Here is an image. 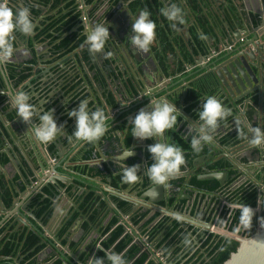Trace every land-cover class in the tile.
<instances>
[{
    "label": "flooded vegetation",
    "instance_id": "af4514ba",
    "mask_svg": "<svg viewBox=\"0 0 264 264\" xmlns=\"http://www.w3.org/2000/svg\"><path fill=\"white\" fill-rule=\"evenodd\" d=\"M10 1L15 8H30L36 27L31 37L15 34V54L0 64V242L11 241L14 248L11 255L0 256V263L88 264L89 258H104L99 244L122 254L128 264H221L220 258L235 253L243 238L263 228L257 218L264 217V208L257 200L261 195L264 200V147H252L237 129L245 134L249 126L264 130V78L236 103L221 94L232 115L220 124L213 144L196 153L190 129L198 128L199 121L185 111L189 82L179 84L189 76L176 82L177 75H167L156 61L153 48L143 53L132 47L127 37L135 16L124 0H81L91 5L92 15L78 9L79 0H71L68 10L63 1L56 8V0H25L26 5ZM69 12L79 14L76 27L68 33L53 28L55 20H70ZM104 21L110 32L104 51L111 55L93 56L84 44L82 24ZM204 73L196 74L200 78ZM17 91L29 94L39 110L32 123H38L39 114L54 110L65 135L46 145L38 141L11 106L9 97ZM163 97L182 114L176 128L165 135L185 155L181 172L167 187L154 185L144 175L152 163L147 147L157 140L131 137L126 143L129 121ZM204 98L202 94L201 102ZM83 99L91 110L101 107L112 117L105 136L95 143L72 138L75 121L67 113ZM246 100L255 106L244 107ZM28 140L41 146L43 169L29 165L17 151L22 146L27 156ZM127 150L133 155L121 163L141 167L140 180L133 185L121 182L115 159ZM4 158L8 163H1ZM6 190L10 204L3 200ZM235 203L255 210L251 229H236L239 213L231 209ZM42 208L46 210L39 216ZM176 214L183 217L181 222L174 219ZM30 234L38 241L23 254ZM188 234L193 245L185 248L182 240Z\"/></svg>",
    "mask_w": 264,
    "mask_h": 264
},
{
    "label": "clouds",
    "instance_id": "9594fccd",
    "mask_svg": "<svg viewBox=\"0 0 264 264\" xmlns=\"http://www.w3.org/2000/svg\"><path fill=\"white\" fill-rule=\"evenodd\" d=\"M160 14L166 18L174 31H179L178 25H184L186 20L182 8L177 3H168L160 9ZM131 16V15H130ZM152 13L143 8L133 18L131 16V30L128 34L129 42L138 52L148 53L156 42L157 24L152 18ZM35 23L31 17L28 6L13 8L8 0H0V64L10 61L15 54V34L18 32L26 37H31L35 30ZM86 33L84 44L89 54L96 56L103 54L108 57L111 53L105 52V46L110 38L109 26L106 21L94 22L91 26L84 25ZM11 106L16 110V116L24 123L30 125L28 131L42 143H52L58 137L65 135L63 125H58L54 110H48L39 114L38 123L33 124V118L38 115V108L31 103L29 94L17 91L9 97ZM109 110L97 107L91 110L89 101L83 99L78 108L68 111L67 115L75 121V129L72 138L86 143H95L101 140L108 131V122L112 117ZM182 114L175 104L168 101H151L147 108H141L129 121L131 126V137L138 140L156 139L157 142L149 144L148 153L151 155L152 163L144 170V175L154 184L167 187L168 181L176 177L185 164V155L181 147L170 142L166 133L174 130L178 118ZM232 115V110L223 105L222 101L215 95H208L202 100L197 112L199 126L191 130L190 145L193 152L199 153L205 144L211 145L214 136L220 127V123L226 121ZM239 134L247 140L254 148L264 147V130L259 127L249 126L247 133ZM133 155L127 150L123 155L116 156L119 161L121 182L127 185L136 184L140 180L141 167L139 164L128 166L121 163L126 157ZM262 196V195H261ZM261 196L257 200V206L264 208V200ZM231 209L239 213L236 229L249 230L252 227L255 210L246 203H235ZM174 219L181 222L183 217L176 214ZM264 227V217L257 218ZM182 243L185 248L193 245L190 234L183 237ZM104 251V258H89L88 264H128L122 254L105 251L99 244L96 245Z\"/></svg>",
    "mask_w": 264,
    "mask_h": 264
},
{
    "label": "water",
    "instance_id": "95a60500",
    "mask_svg": "<svg viewBox=\"0 0 264 264\" xmlns=\"http://www.w3.org/2000/svg\"><path fill=\"white\" fill-rule=\"evenodd\" d=\"M162 1L166 5L165 0ZM245 1L240 0L237 6L234 7V11L230 10V5L224 8L226 10L222 9L224 18L231 21L226 20L225 27L220 30V35L217 36V41L220 43L221 41L225 42V40L232 41L227 46L225 53L207 65L203 63L208 61L211 56L198 55L195 57L196 60L193 65V67L201 65L199 72L205 71L201 77L214 76L220 93L231 103L246 99L252 92L253 86L255 85L257 88L259 80L264 78V41L262 40V43L259 39L264 35V0H247L251 3L250 9ZM8 3L15 8L14 2L8 0ZM23 3L26 5L25 0H23ZM228 4L233 5L232 0ZM84 34H86L85 31ZM251 35L252 38H249ZM241 40H243L242 43L239 42L240 44H237ZM230 46H233L232 51L228 49ZM191 53L194 52L191 50ZM216 54H219V52L216 51ZM193 67L190 66L189 68ZM185 80L182 79V82ZM133 84V82L130 83L131 89L134 88ZM185 86L188 88V84ZM164 99L165 97L156 102ZM248 103L251 106L254 105L249 100H246L244 107ZM44 144L46 145V143ZM17 151H19L22 158H26L29 165L35 167L38 164L43 169V151L40 145L32 144L29 141V146L26 149L27 156L22 154L24 152L22 146L17 147ZM8 154L11 164L14 163L13 155L9 151ZM53 172L56 174V169H53ZM20 175L22 180H26V175L21 171ZM54 181H58L57 175H55ZM224 264H264V227L260 228L251 238H243L237 251L231 254Z\"/></svg>",
    "mask_w": 264,
    "mask_h": 264
},
{
    "label": "trees",
    "instance_id": "16d2710c",
    "mask_svg": "<svg viewBox=\"0 0 264 264\" xmlns=\"http://www.w3.org/2000/svg\"><path fill=\"white\" fill-rule=\"evenodd\" d=\"M59 1H63L65 3V9H71V0H56V4L54 5L55 8L58 5L57 3ZM122 1V0H121ZM174 3H177V0H172ZM90 0H87V3L89 4ZM128 4L129 11L135 16L138 14V11L146 8L152 13V19L155 20L157 24V30H156V42L155 46L153 45L151 48V53L154 54V58L159 63V65L167 72V75L175 74L181 78H186L187 76V69L195 64L196 56L203 55L207 56L209 55L208 51V41H217V35L215 27L218 26L219 19L217 17V14L215 11H210V16L212 21L210 23L207 22L209 19H204V17H200L197 19V23L195 26L189 27V35L191 38L190 48H186L183 40L181 37L176 36V31H174L170 23L161 16L160 9L163 6V3L160 0H124ZM115 3L116 0H115ZM192 10L194 14H198L199 10L197 5L195 4V0H191ZM71 19L70 20H64L61 19L55 20L52 24L54 26L53 28H56L60 32H71L74 27H76L78 20V13H71ZM68 15V14H67ZM229 22H231L229 20ZM50 26V27H52ZM197 27H200L201 33L197 32ZM43 33V32H42ZM203 34H205L207 37H204ZM48 35V34H47ZM51 37L50 35H48ZM84 38L81 39L80 42H82ZM157 44V45H156ZM191 50L194 53H191ZM199 73V71H195L194 74ZM186 74V75H185ZM183 76V77H182ZM201 77V76H200ZM198 74L191 76L190 78H187L188 84V91L185 95V111L190 114L195 120H198L197 112L200 109L201 106V95L204 94L206 97L208 95H215L217 96L221 101L223 100V97L221 96V93L218 89V83L214 76L208 75L201 78H198ZM179 84H183L179 83ZM264 105V104H263ZM230 117L227 118L226 121L221 122L225 123L228 122ZM180 122V120H178ZM128 141L126 142L128 145L130 144L129 140L131 138V130L129 131V135L126 136ZM2 164L8 163V159L4 158L1 161ZM1 186L4 188L6 187V184L3 180H1ZM11 194L6 190V192L3 195V200L10 204L11 202ZM46 208H42V210L39 212V216L44 213ZM49 215V213L47 214ZM50 216V215H49ZM48 217L46 218V220ZM30 234L28 236V242L22 249V253H28L33 247H35L36 242L38 241L37 238L34 236H31ZM42 247H39L36 249L35 252H38L41 250ZM14 250L13 244L11 241H8L5 243V240L3 242H0V256H9L11 255L12 251ZM34 256V255H33ZM229 258V253H226L223 257L220 258L219 262L222 264ZM2 264V263H0Z\"/></svg>",
    "mask_w": 264,
    "mask_h": 264
},
{
    "label": "crops",
    "instance_id": "0c3cea01",
    "mask_svg": "<svg viewBox=\"0 0 264 264\" xmlns=\"http://www.w3.org/2000/svg\"><path fill=\"white\" fill-rule=\"evenodd\" d=\"M79 1L81 4L78 5V9L80 11L83 10L88 15H92V13L94 11H93V8L91 7V5L86 6L84 3H82L81 0H79ZM160 1L163 3V6H164L165 5L164 2L162 0H160ZM239 1L240 0H232V2H233V5H232V4H228V3H230V0H195V4L197 5L199 12H198V14H194V12L192 10L191 0H177V4L182 8V11L184 13V18L186 20V23L184 25H178L179 31H176V36H179L182 38L183 43H184L186 48H188V47L190 48L191 43H189V42L191 41V38L189 35V27L195 26L197 23V19H199L200 17H204V19L209 18L207 20V22L210 23V21H212L210 13H209L210 11H215V13L217 14V17L219 19L218 26L215 27L216 35L219 36L220 30L223 29V27H225L226 20L229 21V19L224 18L225 16L222 14V9L227 8L226 6L230 5L229 6L230 10L234 11L235 10L234 7L237 6V3ZM165 2H166V4L174 3L172 0H165ZM245 3L247 5V7L250 9L251 3L248 2L247 0L245 1ZM89 4H90V2H89ZM224 10H226V9H224ZM226 17H227V15H226ZM88 22H89V19L86 20V23H88ZM196 29H197L198 33L199 32L201 33L200 27H197ZM246 32L248 33L247 30H246ZM203 36L207 37L205 34H203ZM249 38H252V35ZM259 39H260V41L261 40L264 41V35ZM156 40H157V38H156ZM242 41L243 40L238 41L237 44L242 43ZM231 42L232 41H230V40H225V42L221 41V43L219 41H215V42L214 41H212V42L208 41V46H209L208 51H209V55L211 57L208 61L204 62L203 64L204 65L210 64L215 59H217V57L218 58L221 57L225 53L227 46L230 45ZM154 46H155V44H154ZM216 51L219 52V54H216ZM199 67H201V65H195V67H193V68H188L187 69V76H189L188 78H190V76L194 75V72L197 71L199 69ZM181 79L182 78L179 76L175 77L176 82L177 81L180 82ZM167 83H169V81Z\"/></svg>",
    "mask_w": 264,
    "mask_h": 264
},
{
    "label": "built area",
    "instance_id": "2783aa9c",
    "mask_svg": "<svg viewBox=\"0 0 264 264\" xmlns=\"http://www.w3.org/2000/svg\"><path fill=\"white\" fill-rule=\"evenodd\" d=\"M231 48H233V46L228 47L229 50H230Z\"/></svg>",
    "mask_w": 264,
    "mask_h": 264
},
{
    "label": "rangeland",
    "instance_id": "374dc122",
    "mask_svg": "<svg viewBox=\"0 0 264 264\" xmlns=\"http://www.w3.org/2000/svg\"><path fill=\"white\" fill-rule=\"evenodd\" d=\"M261 41H262V40H261ZM261 41H260V42H261ZM232 50H233V48L230 49V51H232Z\"/></svg>",
    "mask_w": 264,
    "mask_h": 264
}]
</instances>
